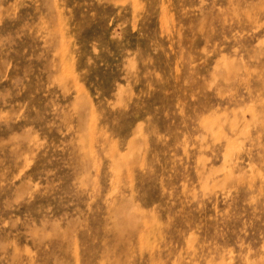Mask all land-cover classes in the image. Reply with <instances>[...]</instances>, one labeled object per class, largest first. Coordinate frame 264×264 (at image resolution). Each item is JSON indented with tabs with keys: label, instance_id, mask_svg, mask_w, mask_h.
I'll list each match as a JSON object with an SVG mask.
<instances>
[{
	"label": "rangeland",
	"instance_id": "obj_1",
	"mask_svg": "<svg viewBox=\"0 0 264 264\" xmlns=\"http://www.w3.org/2000/svg\"><path fill=\"white\" fill-rule=\"evenodd\" d=\"M0 264H264V0H0Z\"/></svg>",
	"mask_w": 264,
	"mask_h": 264
}]
</instances>
